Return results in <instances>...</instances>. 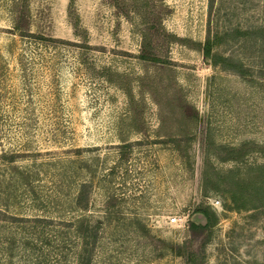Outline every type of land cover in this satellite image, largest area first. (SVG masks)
<instances>
[{"label":"rangeland","instance_id":"1","mask_svg":"<svg viewBox=\"0 0 264 264\" xmlns=\"http://www.w3.org/2000/svg\"><path fill=\"white\" fill-rule=\"evenodd\" d=\"M260 199L264 0H0V264H264Z\"/></svg>","mask_w":264,"mask_h":264},{"label":"trees","instance_id":"2","mask_svg":"<svg viewBox=\"0 0 264 264\" xmlns=\"http://www.w3.org/2000/svg\"><path fill=\"white\" fill-rule=\"evenodd\" d=\"M17 4V3H16ZM26 16H27V11H24L23 10V13L21 15H18L16 16L15 18V25L16 27L18 28H23V26L21 25V22H23L24 18L26 19ZM24 30V29H22ZM203 50L205 52V54L207 55H211V45L209 43V41L205 42L203 44ZM214 56V62H217L218 58H221V57H216L215 55H213L212 53V57ZM232 192L230 193V196L232 198L233 201L237 202V196H238V193H242V192H238L239 190H237L236 188H238L239 186H242V189H243V182L240 181L239 179H236V180H233L232 182ZM259 189L256 187V191H258ZM254 191V192H256ZM260 204H264V201H262V199H260L257 203L256 206H259ZM255 206V207H256ZM201 212L204 214L205 218H206V221L203 225H200V226H203V227H210L211 225H213L216 221V214L211 211L210 208L208 207H201L200 208ZM190 227L194 228L196 226H199L198 223H196L195 221H190L189 223ZM194 255L193 253L189 254V257L193 260L194 259Z\"/></svg>","mask_w":264,"mask_h":264},{"label":"built area","instance_id":"3","mask_svg":"<svg viewBox=\"0 0 264 264\" xmlns=\"http://www.w3.org/2000/svg\"><path fill=\"white\" fill-rule=\"evenodd\" d=\"M216 206H219L220 205V201L217 199L216 202H213ZM169 220L171 222H186V218H182L180 216H177V215H172L169 217Z\"/></svg>","mask_w":264,"mask_h":264},{"label":"water","instance_id":"4","mask_svg":"<svg viewBox=\"0 0 264 264\" xmlns=\"http://www.w3.org/2000/svg\"><path fill=\"white\" fill-rule=\"evenodd\" d=\"M197 216H202L205 218L204 214L202 212L197 213ZM206 219V218H205Z\"/></svg>","mask_w":264,"mask_h":264}]
</instances>
